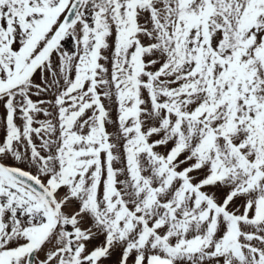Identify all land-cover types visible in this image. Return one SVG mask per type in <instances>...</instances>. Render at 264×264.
Wrapping results in <instances>:
<instances>
[{
    "label": "snow or ice",
    "instance_id": "1",
    "mask_svg": "<svg viewBox=\"0 0 264 264\" xmlns=\"http://www.w3.org/2000/svg\"><path fill=\"white\" fill-rule=\"evenodd\" d=\"M0 264H264V0H0Z\"/></svg>",
    "mask_w": 264,
    "mask_h": 264
}]
</instances>
